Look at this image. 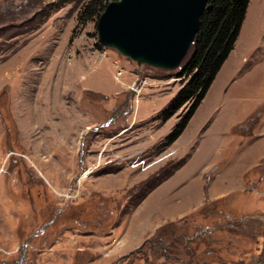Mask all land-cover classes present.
I'll return each instance as SVG.
<instances>
[{
    "label": "rangeland",
    "instance_id": "374dc122",
    "mask_svg": "<svg viewBox=\"0 0 264 264\" xmlns=\"http://www.w3.org/2000/svg\"><path fill=\"white\" fill-rule=\"evenodd\" d=\"M88 1L0 0V264H264V0L175 141L194 50L138 66Z\"/></svg>",
    "mask_w": 264,
    "mask_h": 264
},
{
    "label": "water",
    "instance_id": "95a60500",
    "mask_svg": "<svg viewBox=\"0 0 264 264\" xmlns=\"http://www.w3.org/2000/svg\"><path fill=\"white\" fill-rule=\"evenodd\" d=\"M209 1H110L97 24L99 42L138 66L178 69L195 42Z\"/></svg>",
    "mask_w": 264,
    "mask_h": 264
},
{
    "label": "trees",
    "instance_id": "16d2710c",
    "mask_svg": "<svg viewBox=\"0 0 264 264\" xmlns=\"http://www.w3.org/2000/svg\"><path fill=\"white\" fill-rule=\"evenodd\" d=\"M251 0H210L201 18L199 31L191 49L194 54L180 74L189 78L164 113V121L175 116L187 103L190 109L177 125L172 140L185 131L195 112L206 97L222 66L234 50ZM109 0H89L79 13V22L99 19ZM164 257V255H163Z\"/></svg>",
    "mask_w": 264,
    "mask_h": 264
},
{
    "label": "crops",
    "instance_id": "0c3cea01",
    "mask_svg": "<svg viewBox=\"0 0 264 264\" xmlns=\"http://www.w3.org/2000/svg\"><path fill=\"white\" fill-rule=\"evenodd\" d=\"M120 244H122V243L120 242ZM120 244H119V245H120Z\"/></svg>",
    "mask_w": 264,
    "mask_h": 264
}]
</instances>
